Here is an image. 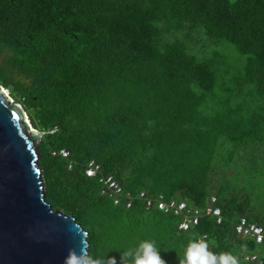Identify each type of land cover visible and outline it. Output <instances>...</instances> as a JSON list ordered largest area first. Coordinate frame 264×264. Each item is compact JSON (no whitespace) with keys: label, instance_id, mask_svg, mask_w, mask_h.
Returning <instances> with one entry per match:
<instances>
[{"label":"trees","instance_id":"obj_1","mask_svg":"<svg viewBox=\"0 0 264 264\" xmlns=\"http://www.w3.org/2000/svg\"><path fill=\"white\" fill-rule=\"evenodd\" d=\"M192 32L211 56L171 36ZM224 41L248 56L231 82L215 47ZM0 54V85L43 134L46 198L85 228L88 253L120 264L149 240L179 264L206 236L213 253L264 264V243L235 232L241 217L264 226V0H0ZM60 149L69 160L52 156ZM91 160L135 196L202 209L216 197L223 220L182 231L181 217L140 199L115 206L86 176Z\"/></svg>","mask_w":264,"mask_h":264},{"label":"water","instance_id":"obj_2","mask_svg":"<svg viewBox=\"0 0 264 264\" xmlns=\"http://www.w3.org/2000/svg\"><path fill=\"white\" fill-rule=\"evenodd\" d=\"M43 134L0 85V264H64L89 252V234L46 198L39 162Z\"/></svg>","mask_w":264,"mask_h":264},{"label":"built area","instance_id":"obj_3","mask_svg":"<svg viewBox=\"0 0 264 264\" xmlns=\"http://www.w3.org/2000/svg\"><path fill=\"white\" fill-rule=\"evenodd\" d=\"M52 156H59L64 159H70L71 154L66 149L53 150ZM68 169H73V162L70 161ZM85 174L87 177L97 179L101 185L100 193L103 196L108 197L113 201L115 206H122L126 209L133 207L135 201L140 199L144 201L145 208L150 210L156 207L164 214H170L173 216L181 217L179 224V230L187 231L197 226L200 219L204 216L214 217L218 224L223 220L222 210L216 205V197H211L208 206L204 209L199 208L187 200L180 199L178 196L167 200L164 195H158L157 197H149L146 191L142 190L138 195H132L125 192L121 183L113 176L104 173L102 166L95 160H91L85 168ZM235 232L243 237L254 240L257 244L264 243V226L251 223L246 217L239 218L235 225ZM206 236L200 239H205ZM245 262L251 264H262L257 254L244 256Z\"/></svg>","mask_w":264,"mask_h":264},{"label":"clouds","instance_id":"obj_4","mask_svg":"<svg viewBox=\"0 0 264 264\" xmlns=\"http://www.w3.org/2000/svg\"><path fill=\"white\" fill-rule=\"evenodd\" d=\"M64 264H117V260L115 257L94 256L81 248L79 252L69 249ZM120 264H167V262L160 255L154 241L144 240L137 246L123 251ZM179 264H239V261L237 256L229 252L213 253L204 239L193 238L179 258Z\"/></svg>","mask_w":264,"mask_h":264},{"label":"rangeland","instance_id":"obj_5","mask_svg":"<svg viewBox=\"0 0 264 264\" xmlns=\"http://www.w3.org/2000/svg\"><path fill=\"white\" fill-rule=\"evenodd\" d=\"M171 36L172 39L174 38L180 39L188 43L190 49L193 50L200 57H207L212 55V49L214 47L210 45L206 37L202 35V33L200 32H192L189 34L188 37L181 33ZM215 47L221 53V55L224 57L225 60L226 66L224 69L227 70L228 73L224 77V79L228 82H231L236 78H240L244 73V68L247 63L248 56L242 54L233 44L227 41L221 42ZM4 58L5 56L0 54V63L4 61ZM5 90L6 93L10 96V98L15 102V104L20 105L19 103H17L16 99L12 98V90L9 89H5ZM220 176H222V173L220 174ZM243 180H241L242 181L240 182L241 184H243Z\"/></svg>","mask_w":264,"mask_h":264}]
</instances>
